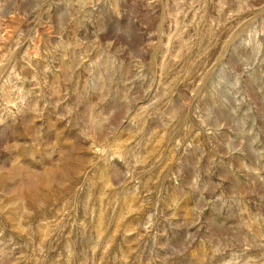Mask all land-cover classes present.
Masks as SVG:
<instances>
[{"label":"rangeland","instance_id":"rangeland-1","mask_svg":"<svg viewBox=\"0 0 264 264\" xmlns=\"http://www.w3.org/2000/svg\"><path fill=\"white\" fill-rule=\"evenodd\" d=\"M0 264H264V0H0Z\"/></svg>","mask_w":264,"mask_h":264}]
</instances>
